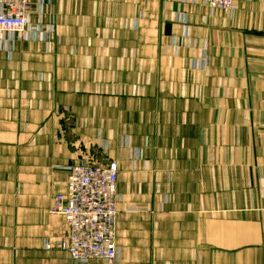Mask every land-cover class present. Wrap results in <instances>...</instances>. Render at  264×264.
Returning <instances> with one entry per match:
<instances>
[{
	"label": "crops",
	"instance_id": "crops-1",
	"mask_svg": "<svg viewBox=\"0 0 264 264\" xmlns=\"http://www.w3.org/2000/svg\"><path fill=\"white\" fill-rule=\"evenodd\" d=\"M49 1L0 43V264H102L50 213L83 162L117 163L115 264H264V0Z\"/></svg>",
	"mask_w": 264,
	"mask_h": 264
},
{
	"label": "built area",
	"instance_id": "built-area-1",
	"mask_svg": "<svg viewBox=\"0 0 264 264\" xmlns=\"http://www.w3.org/2000/svg\"><path fill=\"white\" fill-rule=\"evenodd\" d=\"M201 1L225 14L234 10L237 3V0ZM49 2L39 0V12ZM33 8L32 0H0V43L9 47L17 40L43 34L41 25L32 21ZM117 180L116 162L70 165L66 191L55 195L50 213L66 221L67 233L60 238L58 247L68 252L74 262L117 261Z\"/></svg>",
	"mask_w": 264,
	"mask_h": 264
}]
</instances>
